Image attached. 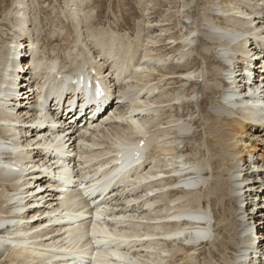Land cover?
Wrapping results in <instances>:
<instances>
[{"label": "bare ground", "instance_id": "1", "mask_svg": "<svg viewBox=\"0 0 264 264\" xmlns=\"http://www.w3.org/2000/svg\"><path fill=\"white\" fill-rule=\"evenodd\" d=\"M66 1L68 17L72 16L76 26L72 32L64 21L44 29L26 0H19L13 6L16 12L3 16L0 23V88L6 99H0V137L11 135L16 140L14 145H0V157L9 159L0 161V215L19 214V220L9 222L16 225L13 232L22 239L0 238V260L8 264H75L63 261V253L78 248L75 234L82 232L78 242L97 264H264V201L254 212L259 205L255 198L264 197V153H259L264 139H256L264 137V100L261 87L254 84L263 60H253L264 53V22L261 26L256 22L264 21V0L259 5H252L254 0H177V8L182 7L178 18L186 20L180 25L186 24V31L176 40L169 36L171 13L161 17L159 28L147 16L146 26L139 28L136 37V42L144 44L141 58H137L141 50L137 51L130 36L94 26L84 0ZM164 1L153 0L147 13L155 6L159 9ZM81 13L85 25H81ZM7 25L16 32L9 43L3 39L8 34L1 32ZM40 38L47 44L60 38L62 51L71 45L63 52L69 60L62 61L54 45H41ZM162 50H168L169 56L161 54ZM16 51L33 57L25 59V65L33 67L25 76L32 83L27 91L32 103L36 101L32 89L45 91L58 75L95 70L96 79L111 87L100 101L105 106L114 96L111 116L93 128L74 133L72 125L60 120V141L66 138L72 148H83L86 163L80 167L84 165L82 181L86 184L88 179V184L82 191L66 187L54 201L46 202L51 208L83 194L94 196L110 185L109 175L112 179L123 175L119 199L107 195V188L86 205L95 207L92 222L84 220L85 212H69L54 218V223H62L59 227L40 231L42 226L33 224L35 218L56 216L59 211L27 212L43 204L45 196L37 201L38 177L14 170L11 163L19 157L24 160L38 137L22 126L35 122L28 114L31 111L22 110L28 103L16 109L9 102L20 89L13 79ZM106 72L110 77L104 76ZM40 116L49 118L50 113L41 109ZM127 140L136 145L144 141L143 147L137 146L141 156L131 163L121 152L113 156V148ZM185 141L189 144L184 145ZM48 144L46 136L38 137L36 148ZM32 150L25 159L42 160L41 150ZM59 163L68 164L64 158ZM251 164L257 172L251 171ZM34 167L45 172L53 169ZM6 224L1 221L0 228ZM261 230L262 237L257 238L256 232ZM1 233L10 235L6 230ZM121 247L126 250L119 251ZM48 250L54 254H46Z\"/></svg>", "mask_w": 264, "mask_h": 264}, {"label": "rangeland", "instance_id": "2", "mask_svg": "<svg viewBox=\"0 0 264 264\" xmlns=\"http://www.w3.org/2000/svg\"><path fill=\"white\" fill-rule=\"evenodd\" d=\"M18 1L19 0H0V23L4 22L3 21V18H4L3 16H6L9 12H14V13L16 12L15 9H14L15 7H13V6H15L16 3L18 4L19 3ZM26 1H27V4H28V7L30 9L29 11L31 13H33L35 15V17L37 16L38 19L41 20V22L43 23L44 29L50 30V29H52L51 28L52 25L59 26L60 23L64 21V23L66 25H69V27H70L69 28V31H71V32L74 31V28L76 27L74 25L75 22H74L73 19H71L72 16L71 17H68L69 15H68L67 9H66L67 8V5H66V2L67 1L66 0H26ZM152 1L153 0H84V3H85L84 5L87 6V7H89V9H87L86 12H88V14L91 16V21H93V23H95L94 26H96L97 29L103 30V29L108 28L106 30H108V31L109 30H113V31L117 32L121 36H125V37L130 36L129 39L132 42L134 41L133 44L136 47V49L138 48L137 49V51H138V50H141V49L144 50V48H141L142 45H144V44H141L139 42H136V37H137V33H138L139 28H144V25L145 24L143 22L146 23V21H147V18L146 17L147 16H148V19L152 22V24H153V22L156 21L157 24L155 22L153 25H155L157 28H159L158 26L161 25V23H160L161 17L162 16L164 17V15H167V13L168 14L171 13V15H170L171 23H169V25H170L169 28H171V30H170L171 33L169 34V36L170 37H173L176 40L181 39L183 32L186 31V26H185L186 24L180 25V24L184 23V21L186 22V20H183L181 18H178V16L180 17V15H178L177 12L179 10H181L182 7L180 6L179 9L177 8L178 7L177 4H176V2H178L177 0H165L163 3H160L161 6H159V9H157L158 7L155 6L154 7L155 9L153 8V11L152 12L149 11L147 13V10H150L149 7H151ZM168 1H170V2L169 3H166ZM254 1H255V3L252 4V5L262 4V1L261 0H257L258 2L256 0H254ZM179 2H181V0H179ZM165 3H166V5L164 6L163 4H165ZM66 14H67V16H66ZM81 14H80V16H82L81 17L82 18L81 19L82 20V24L81 25H85L83 23L85 21V19H83L84 16H83V14L82 15ZM64 16H66V17H64ZM172 19H174V20H172ZM256 22H261L260 23V26H261L264 21H256ZM136 24H138V25H136ZM256 24H258V23H255V25ZM262 26H263V30H264V24ZM1 30H2L1 32L4 31V33H7L8 34V37H3V39L6 40V42L8 41V43L9 42H13V40H10V38L16 36V32L12 28H10L9 25H7L6 28L3 27ZM86 36L87 35H86L85 30H84L83 31V38H85ZM20 37H22L23 40H26L25 37H23V36H20ZM141 37H143V34H142ZM167 38H169V37H167ZM91 40L92 39H90V42L88 44H91ZM40 42H41V45H47L48 48H50L51 46L54 45L53 46V47H55L54 49H56L57 52H60L59 55H61V60L62 61L64 60V62L66 60H69L68 58H66L63 55V52L66 51L67 49L68 50L71 49V45L70 46H67L66 50L62 51V49H60V48L63 47L62 44H64V42H61V39L60 38H59V40L55 41L53 44H47V41H46L45 38H43V40H41V38H40ZM58 43L60 45H58ZM201 43L199 44L200 46H201ZM6 44L7 43L4 42L3 45L5 46ZM0 45H2V44L0 43ZM164 45H166V43H164ZM23 49H25V48L23 47ZM167 49H170V46H168ZM143 50H141V52L140 51L137 52V58H139V57L141 58V56H142L141 53L143 52ZM168 52H169L168 50H164V51L162 50L161 54L168 55ZM255 52L256 51H253V53H255ZM263 54L264 53H261L259 55L256 54L253 57V60L255 58H257V57H262ZM76 55L77 54H75V56ZM200 59H201V56L198 57V62H199L200 67L202 66V68H203V63H202V60H200ZM263 59H264V57H263ZM259 63H257V64H259ZM257 64H256V66H257ZM263 65H264V60H263ZM262 68L263 67L261 66L260 69H262ZM108 73L109 72H106L104 74V76L105 77H110V75L108 76ZM251 86H253L252 83H251ZM261 91L262 90H260V92ZM261 97H262V94H261ZM206 106L209 107V105H206ZM12 107H14V106H12ZM22 110L27 111L28 109H27L26 106H23ZM252 134H254V133H252ZM256 139L261 140V139H264V137L261 136L260 138H256ZM186 144L188 145L189 144V141L188 142L185 141L184 142V145H186ZM259 148H261V150L259 151V153H261V154L264 153L263 152L264 151V146H260ZM254 168H256V170H253V169L250 168L251 171L257 172L258 168L255 167V165H254ZM42 197H44V196H42ZM45 197H44V200L45 199L46 200L47 199L49 200L48 197H46V198ZM40 199H41V197H40ZM40 199H37V201H40ZM140 200H143V199H140ZM263 201H264V197H262V198L261 197L255 198L254 202L256 204H259V205H257L255 207L254 212H257L260 209L261 205H263ZM48 202H52V201L49 200ZM46 205L47 204L45 203V206ZM36 206H38V205H36ZM0 207H1V205H0ZM44 208H43V210H44ZM0 210H2V208H0ZM262 210H264V208H262ZM256 233H258V232H256ZM258 236L260 237V235H258ZM0 261L2 262L0 264H8V262L5 261V259H3V261L1 259Z\"/></svg>", "mask_w": 264, "mask_h": 264}]
</instances>
